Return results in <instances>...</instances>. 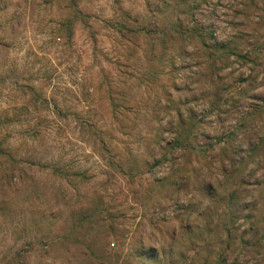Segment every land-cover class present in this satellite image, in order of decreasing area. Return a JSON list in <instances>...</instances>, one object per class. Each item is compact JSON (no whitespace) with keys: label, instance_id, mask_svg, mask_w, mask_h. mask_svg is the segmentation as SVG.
<instances>
[{"label":"rangeland","instance_id":"obj_1","mask_svg":"<svg viewBox=\"0 0 264 264\" xmlns=\"http://www.w3.org/2000/svg\"><path fill=\"white\" fill-rule=\"evenodd\" d=\"M0 264H264V0H0Z\"/></svg>","mask_w":264,"mask_h":264}]
</instances>
